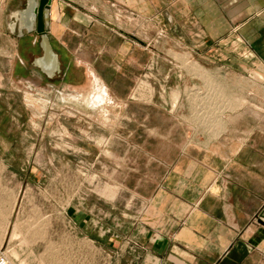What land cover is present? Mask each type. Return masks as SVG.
Returning <instances> with one entry per match:
<instances>
[{
  "label": "rangeland",
  "instance_id": "rangeland-1",
  "mask_svg": "<svg viewBox=\"0 0 264 264\" xmlns=\"http://www.w3.org/2000/svg\"><path fill=\"white\" fill-rule=\"evenodd\" d=\"M7 1L0 0V166L24 168L13 175L22 190L12 192L8 228L18 263L26 264L18 247L39 243L45 261L85 264V242L64 228L70 203L80 213L86 200L112 198L121 184L126 199L136 185L147 194L178 149L208 144L241 112L264 113V94L246 91L252 81L215 60L210 48L202 58L197 47L167 44L159 32L150 46L154 31L127 17L100 15L112 25L81 11L62 14L70 29L62 30L59 45L74 60L67 80L29 85L23 72L13 79L10 60L22 51ZM99 84L109 99L93 108Z\"/></svg>",
  "mask_w": 264,
  "mask_h": 264
},
{
  "label": "crops",
  "instance_id": "crops-1",
  "mask_svg": "<svg viewBox=\"0 0 264 264\" xmlns=\"http://www.w3.org/2000/svg\"><path fill=\"white\" fill-rule=\"evenodd\" d=\"M38 2L6 3L12 8L10 28L18 45L27 41L37 52L10 60L13 79L23 72L29 85L67 80L74 60L59 45L62 30L70 29L60 17L81 11L118 21L127 17L135 27L154 31L150 46L159 32L167 44L197 47L202 58L210 48L207 53L213 52L215 60H227L252 81L246 91L264 94V0H52L49 38L57 56L52 69H47L43 38L31 16ZM208 139L205 135L203 141ZM208 142L181 147L174 160L163 161L167 169L147 194L136 185L133 197L126 199L121 184L112 198L101 193L86 200L80 213L70 203L64 228L85 242V264H264V113H239L226 133ZM163 162L158 161L160 166ZM22 173L23 167L0 166V252L10 264H22L12 257L14 247L8 242L12 192L22 190L13 178ZM41 247L18 249L26 264H56L45 261Z\"/></svg>",
  "mask_w": 264,
  "mask_h": 264
},
{
  "label": "water",
  "instance_id": "water-1",
  "mask_svg": "<svg viewBox=\"0 0 264 264\" xmlns=\"http://www.w3.org/2000/svg\"><path fill=\"white\" fill-rule=\"evenodd\" d=\"M51 5H52V0H39L38 4L35 5V7L33 8V13L27 14L29 19H31L30 14L33 17L34 11L36 12V16L38 19V25H37L36 31L40 34V36H42L43 40L46 43V47L44 48L45 55H47L48 52H50V51L54 52L53 47H52L51 42H50V38H49ZM94 16L98 19H101L100 17H97L96 15H94ZM101 20H103V19H101ZM123 33L129 37H132L133 39H135L139 42H142L134 34L127 33L125 31H123ZM142 43H144V42H142ZM260 218H261V222L264 224V220L262 219V218H264V211L261 213Z\"/></svg>",
  "mask_w": 264,
  "mask_h": 264
},
{
  "label": "bare ground",
  "instance_id": "bare-ground-1",
  "mask_svg": "<svg viewBox=\"0 0 264 264\" xmlns=\"http://www.w3.org/2000/svg\"><path fill=\"white\" fill-rule=\"evenodd\" d=\"M43 47H46V43L43 40ZM57 58V56L55 55L54 52H48L47 55H45L44 59L46 61V65H47V69H52L53 68V60ZM44 61V60H41ZM50 61V62H47ZM97 91L93 94V96L90 99V106L91 107H97V106H103L104 103H106L109 99V92L107 91V89L99 84Z\"/></svg>",
  "mask_w": 264,
  "mask_h": 264
},
{
  "label": "flooded vegetation",
  "instance_id": "flooded-vegetation-1",
  "mask_svg": "<svg viewBox=\"0 0 264 264\" xmlns=\"http://www.w3.org/2000/svg\"><path fill=\"white\" fill-rule=\"evenodd\" d=\"M32 18L34 19V21H36V29H37L38 19H37V16H36V12L35 11H34V16ZM20 47H21V51H22V53L24 55L28 54V52H31L34 55L37 54V52L35 50H31V48L27 44V41L23 42Z\"/></svg>",
  "mask_w": 264,
  "mask_h": 264
},
{
  "label": "built area",
  "instance_id": "built-area-1",
  "mask_svg": "<svg viewBox=\"0 0 264 264\" xmlns=\"http://www.w3.org/2000/svg\"><path fill=\"white\" fill-rule=\"evenodd\" d=\"M0 264H10L8 255L3 252H0Z\"/></svg>",
  "mask_w": 264,
  "mask_h": 264
}]
</instances>
